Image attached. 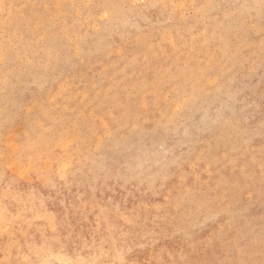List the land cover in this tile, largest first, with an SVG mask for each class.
<instances>
[{
  "label": "rangeland",
  "instance_id": "1",
  "mask_svg": "<svg viewBox=\"0 0 264 264\" xmlns=\"http://www.w3.org/2000/svg\"><path fill=\"white\" fill-rule=\"evenodd\" d=\"M0 264H264V0H0Z\"/></svg>",
  "mask_w": 264,
  "mask_h": 264
},
{
  "label": "bare ground",
  "instance_id": "2",
  "mask_svg": "<svg viewBox=\"0 0 264 264\" xmlns=\"http://www.w3.org/2000/svg\"><path fill=\"white\" fill-rule=\"evenodd\" d=\"M81 260V259H80Z\"/></svg>",
  "mask_w": 264,
  "mask_h": 264
}]
</instances>
